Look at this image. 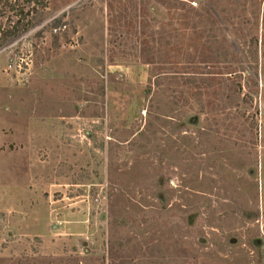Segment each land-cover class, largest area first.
I'll use <instances>...</instances> for the list:
<instances>
[{
  "label": "rangeland",
  "instance_id": "rangeland-1",
  "mask_svg": "<svg viewBox=\"0 0 264 264\" xmlns=\"http://www.w3.org/2000/svg\"><path fill=\"white\" fill-rule=\"evenodd\" d=\"M0 264H264V0H0Z\"/></svg>",
  "mask_w": 264,
  "mask_h": 264
},
{
  "label": "trees",
  "instance_id": "trees-1",
  "mask_svg": "<svg viewBox=\"0 0 264 264\" xmlns=\"http://www.w3.org/2000/svg\"><path fill=\"white\" fill-rule=\"evenodd\" d=\"M29 3L32 1V0H28ZM31 23L30 21L28 22H25L24 18H20L19 20H17L14 25L12 26V29H9L7 31H5V36L9 37V36H12L13 38L17 37L19 34L27 31L29 28H30ZM57 28V27H56ZM55 28V29H56Z\"/></svg>",
  "mask_w": 264,
  "mask_h": 264
}]
</instances>
